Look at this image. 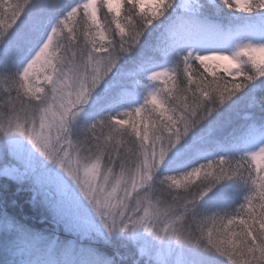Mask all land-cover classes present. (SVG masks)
<instances>
[{
	"label": "snow or ice",
	"instance_id": "obj_1",
	"mask_svg": "<svg viewBox=\"0 0 264 264\" xmlns=\"http://www.w3.org/2000/svg\"><path fill=\"white\" fill-rule=\"evenodd\" d=\"M0 161L3 264H264V0H0Z\"/></svg>",
	"mask_w": 264,
	"mask_h": 264
},
{
	"label": "trees",
	"instance_id": "obj_2",
	"mask_svg": "<svg viewBox=\"0 0 264 264\" xmlns=\"http://www.w3.org/2000/svg\"><path fill=\"white\" fill-rule=\"evenodd\" d=\"M243 115L244 112L241 111V118L236 119L235 124L244 123V120L242 119ZM257 115H259L258 111ZM230 130L231 127L225 128L224 134ZM30 196L31 193L27 190H19V188L15 187L11 181L6 180L5 178H0V210L6 212L10 219L15 220V222L23 225L32 232L43 235H48L50 233V235H57L58 237L62 236V233L59 231L57 232L55 229L49 228L50 221L45 219L46 217H42L38 208L35 209L36 207L30 202ZM45 227L49 230H45ZM6 240H16V243L19 246H21L23 242H26L22 239H17L15 234L6 236L3 231H0V250L4 248ZM103 250L104 249H102V251ZM117 252L118 255H116V259L120 264H132V260L134 258L136 259V253L130 247H126L125 251H123L122 247L118 248L117 246L113 249L108 248V250H106L108 255H114ZM17 259H19V257Z\"/></svg>",
	"mask_w": 264,
	"mask_h": 264
},
{
	"label": "rangeland",
	"instance_id": "obj_3",
	"mask_svg": "<svg viewBox=\"0 0 264 264\" xmlns=\"http://www.w3.org/2000/svg\"><path fill=\"white\" fill-rule=\"evenodd\" d=\"M147 2H148V0H146V5H147ZM41 80H42V78H41ZM38 83H39V81H38ZM4 163H5L4 161H0V167H2L4 165ZM7 163L12 164L13 161L11 159H9V161ZM173 175H175V173H173ZM0 178H4V177L0 176ZM9 181H11V180H9ZM11 182L13 183V185H15V187L19 188V186L14 181H11ZM35 209H37V207ZM38 210H39V213L42 215V217H46L45 219L50 221V225L48 224L50 226L49 228L55 229L57 232L59 231L60 233H62V236H59V239H60L61 242H68V243H71V244H75L77 247H79L81 241H79L74 234L65 231L62 227H57L56 224L54 223V221L51 219V217L48 216V214L45 213L43 209H39L38 208ZM45 219H43V220H45ZM45 230H49V229H47V227H45ZM44 236L52 238L53 235H50V233H49L48 235H44ZM53 237H58V236L54 235ZM82 243L85 244L86 246L96 248L97 250H99L101 252H104L105 254L108 255V253H106V250H108V248L106 249V247L104 245H102V244L93 243V242H90V241H83ZM20 247L22 249H25V248H28L29 245H28V243L23 242ZM117 247L120 248L122 246H117ZM122 248H123V251H125L126 247H122ZM130 248L133 249L135 251V253H136V259L134 258L132 260V262H133L132 264H134V261L137 260V259H140V257L138 255V251L135 248V246H130ZM102 249H104V250L102 251ZM109 249H111V248H109ZM127 250L129 251L128 248H127ZM18 257L19 256H17L16 258H18ZM5 258H6V253H5V249L3 248V249L0 250V264H3V260ZM33 258H35V257H33ZM144 260L146 261L147 258L145 257ZM117 262H118V264H120L119 261H117Z\"/></svg>",
	"mask_w": 264,
	"mask_h": 264
}]
</instances>
